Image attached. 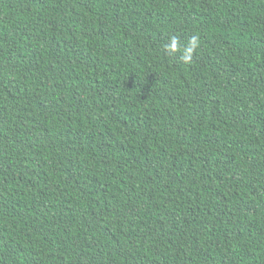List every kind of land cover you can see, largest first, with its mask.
Segmentation results:
<instances>
[{"label": "trees", "instance_id": "obj_1", "mask_svg": "<svg viewBox=\"0 0 264 264\" xmlns=\"http://www.w3.org/2000/svg\"><path fill=\"white\" fill-rule=\"evenodd\" d=\"M0 264H264V0H0Z\"/></svg>", "mask_w": 264, "mask_h": 264}, {"label": "clouds", "instance_id": "obj_2", "mask_svg": "<svg viewBox=\"0 0 264 264\" xmlns=\"http://www.w3.org/2000/svg\"><path fill=\"white\" fill-rule=\"evenodd\" d=\"M200 41L198 36H192L187 42L181 43L179 37L172 35L168 43L164 46L165 50L170 53L181 52V60L185 64L192 62L193 54L199 47Z\"/></svg>", "mask_w": 264, "mask_h": 264}]
</instances>
